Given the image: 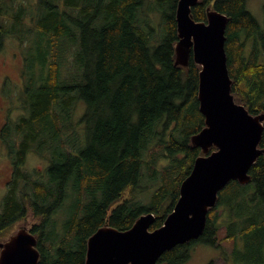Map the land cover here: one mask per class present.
Wrapping results in <instances>:
<instances>
[{"label": "trees", "instance_id": "trees-1", "mask_svg": "<svg viewBox=\"0 0 264 264\" xmlns=\"http://www.w3.org/2000/svg\"><path fill=\"white\" fill-rule=\"evenodd\" d=\"M247 2L198 0L191 15L206 21L211 7L227 16L231 92L257 114L264 113V20ZM176 5L0 0V48L5 35L28 50L24 112L13 131L6 125L1 132L11 177L0 241L29 217L21 225L36 235L38 264H84L87 239L99 227L125 230L147 212L154 215L150 229L162 225L202 154L191 136L204 125L200 66L192 54L186 66L175 64ZM29 152L46 161L42 171L23 169ZM248 173L246 184L231 180L221 189L202 233L164 251L157 264H182L197 243L218 245L221 229L223 238L244 237L256 264H264V151Z\"/></svg>", "mask_w": 264, "mask_h": 264}, {"label": "water", "instance_id": "water-1", "mask_svg": "<svg viewBox=\"0 0 264 264\" xmlns=\"http://www.w3.org/2000/svg\"><path fill=\"white\" fill-rule=\"evenodd\" d=\"M197 2L177 0L175 64L186 66L192 54L200 66L197 99L204 125L191 136V143L202 154L181 181L178 199L161 226L150 229L152 212L140 215L125 230L101 226L87 239L84 264H157L164 251L202 233L221 189L231 180L249 182V168L264 151L259 146L264 113L249 112L231 92L225 51L228 18L208 7L206 21L194 20L191 8ZM36 245L29 227L18 226L0 241V264H38Z\"/></svg>", "mask_w": 264, "mask_h": 264}, {"label": "rangeland", "instance_id": "rangeland-1", "mask_svg": "<svg viewBox=\"0 0 264 264\" xmlns=\"http://www.w3.org/2000/svg\"><path fill=\"white\" fill-rule=\"evenodd\" d=\"M23 1V0H21ZM264 0H248V9L263 21ZM158 21V17H154ZM153 20V21H155ZM1 38V37H0ZM3 45L0 48V205L7 192V184L11 177L10 159L7 152V145L2 140L1 132L4 126L13 131L19 116L23 110V92L26 82V45L19 43L13 37L3 36ZM46 161L34 152H29L25 157L23 169L28 172L42 171ZM251 190L253 189L250 188ZM128 190L125 195H127ZM224 218V217H221ZM28 217L25 223L29 222ZM14 226L16 230L22 223ZM224 230H219L218 245L212 246L197 243L193 246L191 255L182 264H208L214 261L215 264H256L253 249L247 246L244 237L236 239L223 238ZM252 238V237H250ZM260 255L264 257V239L259 242Z\"/></svg>", "mask_w": 264, "mask_h": 264}]
</instances>
